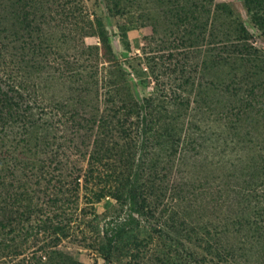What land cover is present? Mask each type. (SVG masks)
Instances as JSON below:
<instances>
[{
	"label": "rangeland",
	"instance_id": "obj_1",
	"mask_svg": "<svg viewBox=\"0 0 264 264\" xmlns=\"http://www.w3.org/2000/svg\"><path fill=\"white\" fill-rule=\"evenodd\" d=\"M47 1L38 2L46 7L40 39L31 22L25 31L21 26L26 41L0 46L1 78L25 109L6 135L0 131V157L11 172L21 169L17 175L25 195L36 189L45 196L54 186L44 179L39 183L36 174L45 166L36 156L39 143L47 139L67 163V194L55 210L46 208L43 220L9 237L6 264L45 260L42 255L52 247L66 253V264H264L258 224L250 216L237 222L239 213L231 214L245 202L236 206L240 197L230 192L240 190V184L229 159L238 160L240 154L233 151L234 141L225 140L251 79L259 82L264 76V32L253 23L244 0H213L207 29L197 19H185L187 0ZM8 4L12 39L20 25L16 0ZM219 5L232 13L221 12ZM240 23L260 54L222 64V41L239 39ZM101 28L111 38L110 59L99 37L89 35ZM81 77L98 80L83 100L87 107L100 106L99 111L126 93L138 101L153 99L148 125L126 140L109 139L115 152L95 164L100 181L111 185L118 198L98 200L91 191L97 185L79 191L74 183L89 167L88 139L100 131L79 125L89 115L75 102ZM30 119H37V126H25ZM245 137L252 145L251 136ZM130 193L145 200L144 217L130 215ZM32 195L27 201L37 197ZM182 214L200 224L182 223ZM227 214L235 219L223 238L220 216ZM21 250L24 254L14 255Z\"/></svg>",
	"mask_w": 264,
	"mask_h": 264
},
{
	"label": "trees",
	"instance_id": "obj_2",
	"mask_svg": "<svg viewBox=\"0 0 264 264\" xmlns=\"http://www.w3.org/2000/svg\"><path fill=\"white\" fill-rule=\"evenodd\" d=\"M187 1L189 5L185 9L186 12H183L185 19L189 21L197 19L199 21V26H204V28L207 29L211 20L213 0ZM38 2L39 0H16L17 25L20 26H16L14 37L10 39L8 37L10 26L8 20V0H0L1 47H5L9 40L18 42L22 40L26 41L22 35L21 26H23V30L25 31L28 28V23L31 22H33L35 31L38 32L37 37L40 39V34L44 30L41 21L45 16L46 7L41 3L39 6ZM44 2L47 3L48 1L44 0ZM244 3L253 23L264 32V0H244ZM219 7L221 12L232 13V10L227 5H219ZM31 8H33V10H31ZM239 32L241 35L236 41H222V46L220 48L224 55L221 54L219 58L222 64L229 63L232 59H237V56L241 58L248 57L250 59L251 56L257 57L258 54H260L259 49L249 43V33L243 23L239 24ZM89 35H97L99 37L102 45V52L108 59H110V55L113 51L111 38L107 30L101 28ZM33 39L37 40L35 37ZM32 46L33 49L38 50L39 52V45H37L36 42H33ZM94 82L96 85L98 80L88 82L83 77L77 82L78 88L76 89V95L78 98L75 101L76 105L79 109L85 107L84 110H87V108L89 109L88 117L80 120L79 125L86 128L92 127L93 130L98 127L100 131H97V134L91 135L88 139V147L90 150L85 153V157L89 167H87L84 174L80 173L76 176L74 183L78 187V190L81 189V186L88 188V185L90 184L97 185L96 191H93V189H91V191L96 195L98 200L109 195L118 198L117 196L119 195L111 190V185L107 183L104 184L100 181L102 178L101 171L98 170L95 164L96 162L100 163L103 160H106L109 157V154H113V151L115 152L114 148H116V146H112L113 144L109 145V139L111 143L113 137L116 136H122L123 139L126 140V138L130 137L140 126H142L143 129L148 125L150 119H153L152 117L148 120V116L152 114L151 108L153 106V99L148 97L143 101H138L135 97L126 93V96L120 97V99H113L110 103L105 104L99 111L98 108H100V106H96V108H92L91 106L87 107V104L83 100L89 94L91 87H94ZM12 90L14 91L12 87L6 85V82L2 80L0 75V131L5 132L4 135H6V129L9 125L13 124L12 120L16 118V115H20V111H25L21 106L19 96L16 95L15 91V94L12 95ZM235 107L236 115H234L233 122L227 127L225 140L227 141V138H230L234 141V145H232L234 149L233 151L240 154L238 160L229 159V161L230 166L234 170V177L243 188L239 185L238 188H240V190H231L230 192L233 191V195L235 193V198L240 197L239 200L235 202L236 206H238L239 203H245L242 204L240 209H238V207L237 209L234 208L231 214L239 213L237 217L240 218L237 219V222H241V218L243 217L247 218L250 216L253 218L258 224L257 231L260 233V236L264 237V76L259 82L251 79L248 88L244 91L240 101ZM29 109L32 110V107L30 106ZM36 120L37 119H33L32 121L31 119L29 121L26 120L25 126H37ZM85 121L86 123H84ZM146 121L147 123L144 124ZM247 134L251 136V139L248 140L252 145H249L245 139ZM107 137L108 140H106ZM255 138L258 139L256 140ZM246 151L252 153L243 156V152ZM57 154L58 153L52 146H50L47 139L46 142L42 141L39 143L36 157H39V160L42 161V164L45 167L43 169L38 168L40 170V172L36 174L38 181L40 183L42 179L48 180L47 182L54 187H52V190L49 192H44L45 196L41 195L36 189L29 191L27 195L37 193V197H34V199L30 198L29 201H27V195H25L23 188H20V180H22V176L19 177L18 175L20 174L21 169L15 168L11 172L10 167L7 166L3 157H0L1 263H7L3 259L8 256L6 251L7 247H5L4 244L14 232L21 231L24 228L28 229L30 222L37 219L43 220L41 215L46 213L47 207L49 210H55V206L57 208L61 205L60 203L64 202V196L67 194V186L65 184L67 175L63 173V170L67 163ZM109 179H111V176ZM109 179H107V181H109ZM79 196L80 193H77L76 198H79ZM235 198L233 199L236 200ZM127 199L129 202L130 215L136 213L137 215L144 217L146 212H148L145 210V200L138 198L135 193H130ZM231 214L220 216V234L223 238H226L229 222L232 219H235ZM170 217L171 221H174L175 218L172 215ZM182 217L185 218L182 223H192L194 227H197L200 224L198 218L196 219L191 216L188 217L185 214H182ZM186 238H189V233L184 235V239ZM216 240H219V238ZM21 254H24L22 250L21 252H16L14 255L20 256ZM46 255L47 258L45 260L40 257L35 261H31L29 264H66L65 258L68 257L65 252H62L56 247L46 250V254L42 256L46 257ZM31 258H34V256L30 257V259ZM24 260L26 259L21 258L17 261L18 263L13 264H19V262Z\"/></svg>",
	"mask_w": 264,
	"mask_h": 264
}]
</instances>
